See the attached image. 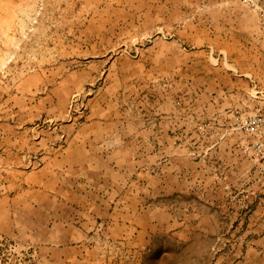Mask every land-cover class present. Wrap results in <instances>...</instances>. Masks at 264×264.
I'll return each instance as SVG.
<instances>
[{
    "label": "rangeland",
    "instance_id": "374dc122",
    "mask_svg": "<svg viewBox=\"0 0 264 264\" xmlns=\"http://www.w3.org/2000/svg\"><path fill=\"white\" fill-rule=\"evenodd\" d=\"M196 16L211 18L206 25L218 33L196 32ZM231 34L233 57L216 50ZM221 63L250 69L252 88L264 93V0H0V264L264 259V248L242 246L248 233L234 226L216 155L201 182V169L185 176L182 154L169 168L151 151L163 141L155 130L167 129L168 113L204 116L196 99L216 95L218 86L203 77ZM258 107L264 104L233 109L231 123L237 111ZM217 112L197 122L194 156L232 130ZM78 128L106 130L100 144L112 161L81 173L61 210L60 200L34 192L40 169L20 161L41 162L31 146L67 144ZM187 138L178 135L175 144H190ZM16 195L39 199L40 207H20ZM193 207L208 215L195 217ZM191 223L205 230L188 239Z\"/></svg>",
    "mask_w": 264,
    "mask_h": 264
},
{
    "label": "crops",
    "instance_id": "0c3cea01",
    "mask_svg": "<svg viewBox=\"0 0 264 264\" xmlns=\"http://www.w3.org/2000/svg\"><path fill=\"white\" fill-rule=\"evenodd\" d=\"M227 2L213 1L208 4L210 6H217L218 4H225ZM194 23L199 26L193 27L196 32H202L206 35H214L218 33L217 28L212 27L211 24L206 25L209 21H212L209 17L196 16L192 19ZM204 24V25H202ZM231 31L230 28L224 26V32L227 34ZM232 34L225 39L224 47L220 45L216 47V50H225L229 56H234L231 49ZM199 48V47H198ZM200 49V48H199ZM205 49L201 48V52ZM212 50V49H211ZM211 50L207 49L211 54ZM238 69L235 68V66ZM250 72V69H242V67L235 63H221L218 66H208L209 72L203 78L207 79L208 86L214 81H217L218 90L216 95L211 92L210 95L202 93V95L196 99V103L200 104V112H203L204 116H196L197 114H188L184 116L173 115L168 113L164 116V121L168 120L167 129L160 128V124H157L155 135L158 138H163V141H155L152 152L160 155L158 159V165L165 164L168 162L167 167L177 166V154H182L188 161L183 163L185 169V176L187 175V169H192L190 177H198L199 169L202 170L201 182L204 168H210L211 158H217L218 169L222 170V175L219 178V182L223 185V191L227 195V200L233 202L232 211L234 215V226L237 231L248 233L244 239L242 246H247L253 249L264 248V167L260 161L253 159L250 156H245L239 146L241 134L237 131L228 130L226 138L219 143L218 146L208 149V146L199 148V155L194 156L192 151L194 143H192L194 137L198 135L196 131V124L199 120L213 117V111H218L217 117L219 122L223 124L231 123L233 117V109L235 108H253L257 104H264V93L258 92L252 88L250 77L246 73ZM205 72V71H204ZM213 74V75H212ZM206 105V106H204ZM204 106V107H203ZM204 109L206 111H204ZM161 117L163 115L160 114ZM167 117V119H166ZM100 119L92 118L90 122H97ZM108 121H106V125ZM208 128V127H207ZM75 132V131H74ZM87 131L78 128L76 133H73L71 140L64 145H54L50 147H36L31 146L30 152L41 153V162L39 161H28L24 164L20 161L21 165L28 167L29 164L32 167H38L40 170L41 177L32 185L34 192L41 193L45 196V199L56 201L60 200V209L67 206L66 191L69 193L77 192L75 185L81 183V173H86V169L94 167L106 168L110 166L112 159L110 155H103L105 152L103 144H100L105 135L106 130L98 132L94 129ZM178 135H184L190 142L183 145L175 144V137ZM107 136V133H106ZM193 138V139H192ZM167 140L168 142H165ZM41 142V140H40ZM120 148V152H121ZM207 153V156L201 153ZM168 153L167 155L163 154ZM200 156V158H198ZM162 157V158H161ZM112 158V157H111ZM170 165V166H169ZM19 166V165H17ZM108 181L112 180L109 177ZM209 177H207V182ZM85 181V178L83 177ZM118 182H123L121 179H116ZM94 181V180H92ZM91 183V178L88 177L87 181ZM206 182V180H205ZM29 183V182H28ZM30 183L29 185H31ZM71 185V188L68 187ZM38 187V188H37ZM19 194V192H18ZM21 198V199H20ZM28 197H22L16 195L13 198L14 204L20 207H26V202L30 206L40 207L39 199L35 201H27ZM207 202L212 197L202 196ZM38 200V201H37ZM3 202V201H2ZM46 204V203H45ZM45 206V205H44ZM49 207L48 205H46ZM202 206V205H201ZM50 208V207H49ZM192 215L197 213L195 217H203L208 215V212L202 207L197 209L192 208ZM213 214H216L214 212ZM238 219H236V217ZM191 234L187 237L193 239L198 233L204 232V228L201 224H192L188 226ZM250 233H253L251 235ZM254 237V238H253ZM244 244V245H243ZM256 264L264 263V259H255L251 255L245 256L244 259H144L143 264Z\"/></svg>",
    "mask_w": 264,
    "mask_h": 264
},
{
    "label": "built area",
    "instance_id": "2783aa9c",
    "mask_svg": "<svg viewBox=\"0 0 264 264\" xmlns=\"http://www.w3.org/2000/svg\"><path fill=\"white\" fill-rule=\"evenodd\" d=\"M254 5L256 0H241ZM230 129L241 133L240 148L245 155L262 160L264 167V107L234 115Z\"/></svg>",
    "mask_w": 264,
    "mask_h": 264
}]
</instances>
